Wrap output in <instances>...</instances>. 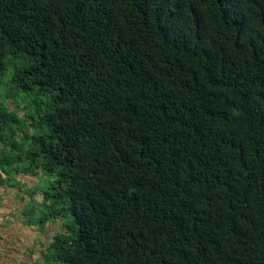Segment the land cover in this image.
I'll use <instances>...</instances> for the list:
<instances>
[{"label": "trees", "instance_id": "trees-1", "mask_svg": "<svg viewBox=\"0 0 264 264\" xmlns=\"http://www.w3.org/2000/svg\"><path fill=\"white\" fill-rule=\"evenodd\" d=\"M39 173L46 261L264 264V0H0V185Z\"/></svg>", "mask_w": 264, "mask_h": 264}, {"label": "crops", "instance_id": "crops-1", "mask_svg": "<svg viewBox=\"0 0 264 264\" xmlns=\"http://www.w3.org/2000/svg\"><path fill=\"white\" fill-rule=\"evenodd\" d=\"M17 179L23 183L28 182L30 186L37 183L36 178H32L31 175L20 176ZM9 188L11 187L6 188V185H0V264H36L41 252L31 253V250L40 237L42 239L44 236L45 241L46 235L47 238L49 236L53 238L56 224H48L44 233L40 232L35 225L25 224V219H14L11 224H5L6 220H12L14 211L23 210L25 204L23 198H27L26 195L20 200L17 199V191Z\"/></svg>", "mask_w": 264, "mask_h": 264}, {"label": "rangeland", "instance_id": "rangeland-1", "mask_svg": "<svg viewBox=\"0 0 264 264\" xmlns=\"http://www.w3.org/2000/svg\"><path fill=\"white\" fill-rule=\"evenodd\" d=\"M24 106L25 105L23 104L22 108ZM10 107L12 109L16 108L15 105H13V104H10ZM19 115L23 116L24 112L23 111L19 112ZM31 177L36 178L37 183L35 185L30 186V184L28 182L23 183V182H20L17 178H9V181L8 180L6 181V188H8V186H9V187H11L9 189L16 190L17 191L16 192V198L19 200L23 196L27 195L26 202H25L26 204L24 206H34V208L39 212L43 208L40 205H41L43 198L45 196V192L48 189H50L54 178L48 177V176L43 175L41 173L37 174L36 177H33V176H31ZM12 214H13L12 220H6L5 224H11L14 221V219H16V220L25 219V217L22 216L21 209L14 211ZM68 221L69 220H67V219H64V221L59 220L58 223L54 226V229H56L55 231H57V230L60 231V229L64 228L62 222L68 223ZM35 226L38 227L40 232H43V230L40 229V227L37 224H35ZM54 235L55 234H53V236ZM43 238H44V236H43ZM43 238L41 239V237H40L38 239V241L35 243V247L33 248V250H31V253L34 251L35 252H38V251L41 252L40 257L36 260V264H56V262H54L52 259H49V261H46L45 258L43 259L42 255L47 256V257L49 256L51 258L52 253H51V251H49L47 249L49 247L50 242L53 239V238H51V236H49V238H47V235H46V241L44 240L45 238L44 239ZM39 243H40V246H39Z\"/></svg>", "mask_w": 264, "mask_h": 264}]
</instances>
